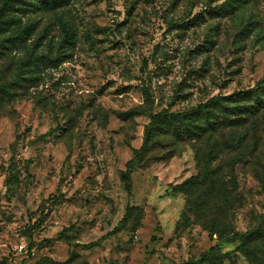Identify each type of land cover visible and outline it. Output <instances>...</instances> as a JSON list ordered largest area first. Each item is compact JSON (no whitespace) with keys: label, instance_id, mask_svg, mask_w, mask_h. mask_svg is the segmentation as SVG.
Returning <instances> with one entry per match:
<instances>
[{"label":"rangeland","instance_id":"obj_1","mask_svg":"<svg viewBox=\"0 0 264 264\" xmlns=\"http://www.w3.org/2000/svg\"><path fill=\"white\" fill-rule=\"evenodd\" d=\"M257 86L264 0H0V264H264Z\"/></svg>","mask_w":264,"mask_h":264},{"label":"trees","instance_id":"obj_2","mask_svg":"<svg viewBox=\"0 0 264 264\" xmlns=\"http://www.w3.org/2000/svg\"><path fill=\"white\" fill-rule=\"evenodd\" d=\"M25 61L26 60H24L23 62H25ZM255 89L260 90V91L264 90L263 86H257V87H255ZM143 93H144L145 99L150 102L151 100H150L149 94L146 91H143ZM202 106H203L202 104H199L194 109L198 110ZM167 113L168 112L166 110H162V111L159 112V115L160 114H167ZM144 151H145V144H143L140 147L139 151L135 154L136 157L134 158V160L135 161L139 160V154H141V152H144ZM198 165H200V163H198ZM134 166L135 165L133 163H131L130 165L127 166V170L131 171L134 168ZM121 178L126 183L127 189H128L129 188V184H130L129 174L128 173H124ZM211 260H212V258H211V256L209 254H203L199 258H197L196 260L186 261V262H182V263H179V264H204V263H207V262H209Z\"/></svg>","mask_w":264,"mask_h":264}]
</instances>
